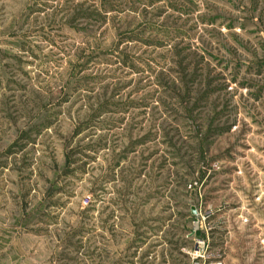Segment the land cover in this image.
I'll list each match as a JSON object with an SVG mask.
<instances>
[{
    "label": "rangeland",
    "instance_id": "obj_1",
    "mask_svg": "<svg viewBox=\"0 0 264 264\" xmlns=\"http://www.w3.org/2000/svg\"><path fill=\"white\" fill-rule=\"evenodd\" d=\"M208 261L264 264V0H0V264Z\"/></svg>",
    "mask_w": 264,
    "mask_h": 264
},
{
    "label": "built area",
    "instance_id": "obj_2",
    "mask_svg": "<svg viewBox=\"0 0 264 264\" xmlns=\"http://www.w3.org/2000/svg\"><path fill=\"white\" fill-rule=\"evenodd\" d=\"M205 264H206V263H205ZM207 264H218V263H216V262H214V261H208Z\"/></svg>",
    "mask_w": 264,
    "mask_h": 264
},
{
    "label": "water",
    "instance_id": "obj_3",
    "mask_svg": "<svg viewBox=\"0 0 264 264\" xmlns=\"http://www.w3.org/2000/svg\"><path fill=\"white\" fill-rule=\"evenodd\" d=\"M191 211H192V213H195V210H194V208H192V209H191Z\"/></svg>",
    "mask_w": 264,
    "mask_h": 264
},
{
    "label": "trees",
    "instance_id": "obj_4",
    "mask_svg": "<svg viewBox=\"0 0 264 264\" xmlns=\"http://www.w3.org/2000/svg\"><path fill=\"white\" fill-rule=\"evenodd\" d=\"M207 89V88H206ZM206 89L204 90V91H206ZM204 91H203V93H204ZM209 92H207V94H208Z\"/></svg>",
    "mask_w": 264,
    "mask_h": 264
}]
</instances>
